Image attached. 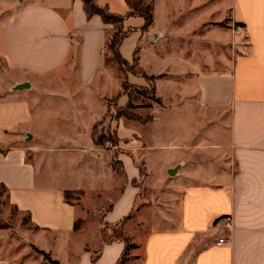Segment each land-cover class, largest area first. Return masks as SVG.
Returning a JSON list of instances; mask_svg holds the SVG:
<instances>
[{"label": "crops", "instance_id": "obj_1", "mask_svg": "<svg viewBox=\"0 0 264 264\" xmlns=\"http://www.w3.org/2000/svg\"><path fill=\"white\" fill-rule=\"evenodd\" d=\"M149 2L152 25L127 18L119 52H136L160 104L145 125L110 121L114 152L92 139L120 80L104 64L112 26L82 0H0V188L27 215L31 246L59 264H115L125 243L105 241L109 229L134 246L128 264H264V0ZM97 4L128 13L124 0Z\"/></svg>", "mask_w": 264, "mask_h": 264}, {"label": "rangeland", "instance_id": "obj_2", "mask_svg": "<svg viewBox=\"0 0 264 264\" xmlns=\"http://www.w3.org/2000/svg\"><path fill=\"white\" fill-rule=\"evenodd\" d=\"M134 1V0H130ZM143 4L146 5L148 0H142ZM232 25L230 20L225 19L220 24V27L224 30H228ZM233 28L236 32L240 30L236 25H233ZM111 32V31H110ZM109 32V33H110ZM130 35V34H129ZM128 35V37H129ZM126 37V38H128ZM125 38V39H126ZM124 39V40H125ZM240 42V43H239ZM246 34L244 31L237 36V41L235 46L239 43L241 46H246ZM237 51V49H235ZM104 54L110 56V53L105 49ZM131 55V51H130ZM123 57V56H122ZM125 59V58H124ZM127 60V59H126ZM128 61V60H127ZM108 67L114 70L115 74L119 77L120 80L116 79L113 82V87L111 90L114 94H122V76L118 70H116V66L113 64H109ZM135 73L139 74L141 69L137 67ZM120 90V91H118ZM111 91V92H112ZM118 92V93H117ZM129 93L131 94V104L133 106L132 113L140 116L142 119L150 117L152 122V117L146 115L150 112L149 106L155 105V102L147 97L146 93H150L149 85H145L144 87L135 86L129 89ZM107 100V108H109L110 114L106 115V118L102 121V125L98 127L95 132L96 136L103 135L108 142H104V145L101 146L103 149H109L116 151V146H114L113 139H115V132L108 127V124L116 114L117 106H119V101L116 102L114 97ZM122 97L127 98L125 95ZM121 97V98H122ZM120 100V99H119ZM110 101V102H109ZM109 102V103H108ZM127 102L125 103V105ZM124 105V106H125ZM123 107V106H122ZM123 121H126L129 124H140L145 125L144 123L138 121H131L125 118H120ZM119 119V120H120ZM149 122V123H150ZM135 126V125H134ZM116 195V192L112 195V198ZM81 198H77V196H73L71 202L72 203H79ZM81 206V203H79ZM103 211L99 212L98 215H93L91 221H97L99 225H101V219ZM84 221L78 220L76 225H79V230L83 227ZM131 228L138 233V235L143 239L146 235V231L142 227H137L134 223L131 222ZM32 230L28 217L25 213L18 211L12 205H10L6 199V192L0 188V257L7 259L10 264H49L41 255H39L34 249L33 246L28 241L29 232ZM119 233L118 229H109L108 231L104 230V239L108 241L118 235L115 234ZM103 238V237H102ZM108 238V240H107ZM37 242V240H35ZM140 246V251H141ZM141 259V258H139Z\"/></svg>", "mask_w": 264, "mask_h": 264}, {"label": "trees", "instance_id": "obj_3", "mask_svg": "<svg viewBox=\"0 0 264 264\" xmlns=\"http://www.w3.org/2000/svg\"><path fill=\"white\" fill-rule=\"evenodd\" d=\"M125 4L128 8V13L124 16H119L111 13L107 7H100L97 4V0H82L84 11L86 13V16L88 18H92L93 16H99L104 24L111 25L112 29L110 33H107L104 50L106 49L110 56H107L104 54V64L108 66L109 64H113L116 66V69L122 76V94H117L114 99L119 101V99L122 97V95H125L127 97V104L123 107H118L116 110V114L114 116L115 120H119L120 118H125L127 120L131 121H138L141 123H148L150 122L151 118L147 117L142 119L140 116H137L132 113L133 106L131 104V94L129 93V89L135 87L134 85H131L128 81V75L138 76L142 78L147 85L150 87V93H146L147 97L153 100L154 102L160 104V100L156 98L155 96V84H154V77L148 76L143 70L140 71L139 74L135 73V69L139 67L138 65V59L136 56V52H134L133 60L131 63L126 61L122 58L119 52V48L123 42V40L128 37V35L132 32L131 29H124V21L127 18L130 17H139L141 18L144 23L141 27V32L144 33L148 30V28L152 25L153 18H152V7L151 2L147 3L146 5L143 4L142 0H124ZM110 102V101H109ZM108 102V103H109ZM150 108V106H149ZM107 114H110L109 108ZM103 121V120H102ZM102 121L95 125L92 131V139L94 141V144L97 146H103L104 142H108L103 135L96 136L95 132L98 129L99 126L102 125ZM115 139H113L114 146L118 145V139L115 135ZM114 166L117 165V162H113ZM142 170V168H140ZM143 174V173H141ZM5 191L4 188H1ZM141 193L143 194L144 191L141 190ZM77 196L79 199L80 193H74V192H65L64 193V200L67 203H72V197ZM134 216V213L130 214L124 221H126L129 218H132ZM123 223V222H121ZM74 230H79V225H74ZM102 237L104 239V230H102ZM105 240V239H104ZM121 240L125 243V250L122 255V257L115 263V264H128V254L130 249L134 248L132 244H130L126 238L122 236V234H119L118 236L108 240ZM33 249L41 255L49 264H59L57 260H54L49 254L40 251L33 247Z\"/></svg>", "mask_w": 264, "mask_h": 264}, {"label": "built area", "instance_id": "obj_4", "mask_svg": "<svg viewBox=\"0 0 264 264\" xmlns=\"http://www.w3.org/2000/svg\"><path fill=\"white\" fill-rule=\"evenodd\" d=\"M239 30H241L240 27H238ZM232 217L230 215H227V216H223L221 217L219 220H218V223L219 225H221V228L222 230L225 232V233H230L231 231V228H232ZM229 241V236H225V237H221L219 238L216 242H215V245L217 246H221V245H224L226 243H228Z\"/></svg>", "mask_w": 264, "mask_h": 264}]
</instances>
